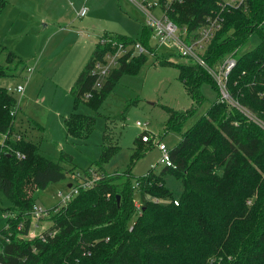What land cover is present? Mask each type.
Returning a JSON list of instances; mask_svg holds the SVG:
<instances>
[{"label": "trees", "instance_id": "1", "mask_svg": "<svg viewBox=\"0 0 264 264\" xmlns=\"http://www.w3.org/2000/svg\"><path fill=\"white\" fill-rule=\"evenodd\" d=\"M8 1L0 0V11ZM219 3L172 0L167 13L178 27L186 28L187 40L207 15L221 18L220 28L204 50L205 62L215 67L233 56L235 64L226 79L228 94L264 120V0H241L221 7ZM150 34L143 24L136 39L121 34L114 37L127 43L137 40L158 56ZM254 36L258 43L243 49ZM104 49L105 45L96 44L71 84L75 105L63 116L70 137L84 138L94 125L93 115L77 112L78 103L95 111L119 77L138 72L147 59V54L121 59L96 88L91 68ZM14 59L13 67L21 64L12 50L7 51L6 64L0 63V77L11 74ZM159 64L178 69L177 77L194 101L185 110L162 105L169 114L165 129L179 131L193 116L205 100L200 90L203 83L212 86L216 99L170 148L173 167L164 166L157 172L150 169L134 178L130 168L119 173L103 169L118 148L104 141L93 165L80 168L64 151L52 160L24 133L18 138L14 129L17 112L11 114L19 109L17 98L0 86V133L7 136L0 144V192L9 200L4 208L16 211L13 218L6 219L7 226L0 227V264H264V129L234 105L220 101L213 77L192 59L175 62L163 56ZM143 135L147 142L141 140ZM152 137L147 131L135 137L131 165L148 150ZM89 168L99 176L92 186L80 187L66 202L47 207L52 224L43 233L45 239H19L30 230V211L36 202L33 191L67 180L74 171L89 177ZM166 172L180 181L177 205L165 185ZM136 193L139 209L134 205ZM48 230L55 232L50 236Z\"/></svg>", "mask_w": 264, "mask_h": 264}, {"label": "rangeland", "instance_id": "2", "mask_svg": "<svg viewBox=\"0 0 264 264\" xmlns=\"http://www.w3.org/2000/svg\"><path fill=\"white\" fill-rule=\"evenodd\" d=\"M239 1L220 0L219 7ZM82 5L87 7V14L84 17L75 16L74 10ZM143 20L141 11L130 0H9L0 11V45H6L4 50L0 48V63L6 64L5 55L10 50L22 62L13 67L16 60H12L11 74L0 77V86L6 88L21 84L24 88L22 93H15L19 107L22 106L16 116L18 120L22 118L19 129L14 125L16 133L22 134L23 131L52 160H57L61 151L70 154L72 161L80 168L93 165L104 141L118 147L116 153L103 164L106 172L119 173L130 168L134 178L143 176L150 169L159 171L162 166L156 162L160 151L153 143L131 165L135 137L147 131L153 135L152 141L160 139L162 144L171 148L176 145L181 133L205 114L216 99L212 86L208 82L203 83L200 90L205 100L196 108L193 116L186 119L179 131L165 129L169 114L162 105L177 111L189 109L194 104L177 77L178 69L159 64L163 56L175 62L187 61L168 46L155 48L156 53L160 54L158 56L146 53V62L138 72L123 73L95 111L86 103H78L77 112L94 116L93 128L86 137H70L63 126V116L72 112L75 105L70 94L71 83L97 44L94 39L84 38L78 30L91 29V26L97 30L103 27L113 35L124 34L136 39L141 35ZM212 22L210 29L214 31L218 23ZM257 43L258 38L254 36L243 49ZM151 44L154 46V42L151 41ZM194 50L200 52L201 49ZM26 75H29L28 78ZM136 121L142 125H137ZM36 125L41 127V133ZM164 180L173 193V199L178 201V194L182 191L180 181L168 172ZM68 183L69 177L50 183L44 189H35L36 202L42 208L53 207L58 203L56 196L59 189L64 191ZM137 195L135 200L138 203ZM8 204L9 200L0 192V227L6 225V219L16 215V211L4 208ZM30 223L29 236L22 235L19 239L29 240L39 236L52 224L46 213L39 217L32 213Z\"/></svg>", "mask_w": 264, "mask_h": 264}, {"label": "built area", "instance_id": "3", "mask_svg": "<svg viewBox=\"0 0 264 264\" xmlns=\"http://www.w3.org/2000/svg\"><path fill=\"white\" fill-rule=\"evenodd\" d=\"M134 6L139 9L144 16L143 24H146L150 31V39L154 42V48L161 46H168L171 50H174V53H179L181 57L192 59L196 62L201 68L210 73L213 77L214 82H216L219 92V100H226L228 103L234 105L237 109L243 112L250 120L255 121L259 126L264 129V120L260 119L256 113L249 111L245 106L240 105L239 103L233 101V99L229 96L227 91V75L229 71L233 68L235 64V59L233 56H227L224 58L216 67H212L205 62L203 57L204 50L206 49L207 44L212 39L213 34L220 28L221 18L218 19L216 15H207L205 17V23L202 24L197 30H195L191 36L190 40L185 38L186 36V28H180L173 23L168 16L167 10L169 4L172 0H164L161 2L160 0H130ZM241 1V0H240ZM158 10V12H156ZM77 11V16L82 17L87 12V7L82 5ZM212 20L218 24L215 25L214 31H211L210 25L213 24ZM97 43H101L105 45V49L102 53V57L96 60L94 66L91 68L92 74L96 75V81L94 82V86L96 88L101 87L104 79L115 69L121 59H129L131 56L146 54L149 53L147 48L144 47L139 41H131L130 43L117 40L113 34H106L97 37ZM200 48V52H196L194 49ZM203 51V52H202ZM30 71V68H27ZM27 76V75H26ZM7 91L11 94L22 93L24 88L21 84H16L14 86L6 87ZM19 106V103H18ZM18 108V107H17ZM16 108V109H17ZM18 110L13 109L11 114H15ZM137 125H142L140 121H136ZM18 138L20 137V133H17ZM7 139L6 134L0 133V144L5 143ZM141 140L144 142L148 141L147 135H143ZM153 144L156 145L160 151V155L156 164H160L162 167H173L174 164L172 159H170V148H168L165 144L160 142V139L153 141ZM17 156L21 157L22 155L17 152ZM152 167H156L153 165ZM89 173V177L85 176V174L81 171H74L71 173L69 177V183L64 191L60 190L57 194L58 203H64L69 200L74 194L77 193L78 189L82 187L83 189L89 188L93 185V183L99 179V176L95 173L92 168L87 170ZM158 200V199H155ZM173 204L178 203L177 199L172 200ZM250 203V200L246 201ZM134 205L139 209V203L134 202ZM30 215L32 213L35 217H39L46 213V208H42V206L38 204H33L31 207ZM138 211V210H137ZM139 213V211H138ZM22 226L19 224L18 227ZM55 231L48 230V235H53ZM25 237L29 236V231L24 235ZM43 240V233L39 235Z\"/></svg>", "mask_w": 264, "mask_h": 264}, {"label": "crops", "instance_id": "4", "mask_svg": "<svg viewBox=\"0 0 264 264\" xmlns=\"http://www.w3.org/2000/svg\"><path fill=\"white\" fill-rule=\"evenodd\" d=\"M75 11V16H77V11L76 10H74ZM88 12V11H87ZM87 12L84 14V16L87 14ZM74 15L72 16V17H75ZM84 16H82V17H84ZM77 17H79V16H77ZM142 24H143V22H142ZM79 31V33H80V35H82L83 34V37L85 38H91V39H94V40H96L97 41V37L98 36H100V34L101 33H108V34H113L112 32H110V31H107L106 30V28H103V27H100V29H96V27L95 26H91V29H85V30H81V29H79L78 30ZM124 35V34H123ZM1 43V42H0ZM1 45H3L4 47L6 46L4 43H2ZM96 46V45H95ZM95 48V47H94ZM94 48H92V50L94 49ZM14 52V51H13ZM92 52V51H91ZM15 53V52H14ZM16 54V53H15ZM91 54V53H90ZM17 55V54H16ZM90 57V56H89ZM83 67V66H82ZM81 67V68H82ZM21 68V67H20ZM22 69V68H21ZM20 69V70H21ZM79 72H80V69L78 70V72L76 73V75H75V77H74V79L77 77V75L79 74ZM29 76V75H28ZM28 76H26L27 78H28ZM25 77V76H24ZM74 79H73V81H74ZM73 81H72V83H73ZM71 83V84H72ZM20 109H22V106L21 107H19V109H18V111H17V113H16V116H17V114H18V112L20 111ZM64 118V117H63ZM27 119L29 120V118H28V116H27ZM26 119V120H27ZM22 120V118H20V120H18V118L16 117V121H15V124L14 125H16V127H18V129H19V126H20V121ZM37 126V125H36ZM37 130H38V132H42V129H41V127L40 126H37ZM21 133H24L23 131L21 132ZM37 143V142H36ZM38 144V143H37ZM39 146V145H38ZM41 149V148H40ZM73 162V161H72ZM106 170V169H105ZM108 171V170H107ZM58 201V200H57ZM56 201V202H57ZM37 203V202H36ZM37 204H39V203H37ZM40 205V204H39ZM41 206V205H40Z\"/></svg>", "mask_w": 264, "mask_h": 264}, {"label": "water", "instance_id": "5", "mask_svg": "<svg viewBox=\"0 0 264 264\" xmlns=\"http://www.w3.org/2000/svg\"><path fill=\"white\" fill-rule=\"evenodd\" d=\"M119 200V196L118 195H116V201H118Z\"/></svg>", "mask_w": 264, "mask_h": 264}]
</instances>
